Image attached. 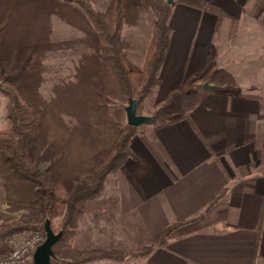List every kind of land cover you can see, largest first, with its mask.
I'll list each match as a JSON object with an SVG mask.
<instances>
[{
    "label": "crops",
    "instance_id": "obj_1",
    "mask_svg": "<svg viewBox=\"0 0 264 264\" xmlns=\"http://www.w3.org/2000/svg\"><path fill=\"white\" fill-rule=\"evenodd\" d=\"M86 1L110 11L117 0ZM206 1L226 16L220 19L178 0L173 7L156 101L206 71L215 88L202 87L201 92L196 87V95L202 94L176 113L185 118L147 125L132 138L136 157L128 158L108 177L97 200L87 203L92 216L89 226L78 229L79 248L130 251L179 223L166 243L143 259L146 264H264V94L249 84L246 91L231 90L227 63V57L238 52L230 51L227 36L234 37L238 29L243 32L239 49H247L246 55L257 57L252 63H258L245 65L244 71L264 72V0ZM123 2L121 39L150 40L156 22L154 1ZM45 7L67 24L88 22L93 28L105 92L100 37L81 5L77 0H49ZM78 15L81 22L70 19ZM143 47L144 58L147 45ZM133 260L128 264L139 261Z\"/></svg>",
    "mask_w": 264,
    "mask_h": 264
},
{
    "label": "rangeland",
    "instance_id": "obj_2",
    "mask_svg": "<svg viewBox=\"0 0 264 264\" xmlns=\"http://www.w3.org/2000/svg\"><path fill=\"white\" fill-rule=\"evenodd\" d=\"M48 1L0 0V60L11 61L16 68L15 71H8L9 74L8 72L1 74L0 86L12 88L22 103L39 115V133L29 139L32 162L42 172L49 171L53 178L72 194L84 183L86 176L110 154L128 123L127 117L123 123H120L110 110L106 89L104 92V76L97 56L99 38L93 33V28L88 22L67 24L65 19L61 21L60 15L49 13L51 9L45 7ZM152 1L155 3L152 11L157 19L160 9L167 1ZM34 4L42 6L37 8ZM107 4L108 2L105 5ZM74 18L81 22L79 15L78 19L74 16L70 19L74 20ZM240 33L243 32L237 29L233 33L235 35L232 36L233 38L229 34L227 36L230 51L238 50L227 57L230 60L227 62L228 74L232 78V85L229 84L230 89L238 92L246 91V85L249 84L251 87L255 86L252 90H259L262 91L261 94H264V72L248 73L243 69L245 65L254 67L258 63H252L257 57L246 55L247 49H239L241 48L239 45H242ZM150 41L151 39L148 38L121 39L122 50L126 53L128 63L134 70H142L146 58V55L142 57L145 49L143 46L147 45V54ZM247 60L250 62L247 63ZM191 78L184 80L173 90L182 88ZM250 79L251 82L248 83ZM210 80H212L211 73L206 71L198 80L187 86L186 95L175 97L166 111L172 116H179L176 113L186 109L195 102L196 96L202 94L199 92L200 94L196 95L195 88L204 82L209 83ZM260 84L263 85L259 86ZM159 87L153 96L146 99L140 106L139 114L152 115L158 105L163 103L173 91H170L162 102L157 103ZM199 89L204 92L203 88ZM152 124L164 123L160 121V123L142 124L138 127L137 134H141ZM10 127L7 100L0 90V133ZM6 149V146L0 145V230L7 228L8 225H30L31 228L15 232L10 236L16 238L14 243L16 242V246H19L23 242L22 238L29 237L27 235L43 233L38 227L43 224L45 216L39 194L41 187L17 173L14 162L7 158L9 152L7 153ZM97 197L89 199L84 204L78 229L89 226V217L92 215L88 214L90 207L87 203L96 201ZM59 222L60 218H56V227L59 226ZM78 229L75 231L74 238L76 247H78L76 245ZM79 238L81 239V236ZM77 243L82 244L81 241ZM8 248L9 246L5 244L1 251L6 253L9 251ZM137 248L123 251L114 248L84 249L81 247L80 249L87 251L102 249L117 252L119 260L117 258L90 259L77 264H99V262L100 264H128L131 258H135L133 261L139 259L136 264H146V260L143 259L149 256H135ZM120 252L126 254V257ZM68 263L75 264L72 260H65L64 263L59 264Z\"/></svg>",
    "mask_w": 264,
    "mask_h": 264
},
{
    "label": "trees",
    "instance_id": "obj_3",
    "mask_svg": "<svg viewBox=\"0 0 264 264\" xmlns=\"http://www.w3.org/2000/svg\"><path fill=\"white\" fill-rule=\"evenodd\" d=\"M77 1L99 34V56L104 67L106 98L110 104L112 115L120 123H123L127 117L125 108L130 100H139L137 112L140 113V106L144 104L146 99L153 96L161 84L160 73L172 35L169 20L173 7L165 2L160 9L144 66L142 70L136 71L129 65L121 47L120 26L124 14L123 0H117L110 11L98 10L86 0ZM178 2L215 13L220 19L226 16L222 9L206 0H178ZM15 70L13 62L0 60V76L4 72ZM201 76L197 73L184 83L182 88L173 90L152 114L157 115L153 123H160V121L164 124L173 123L185 118L186 114L172 116L166 109L171 106V102L175 97L186 95L187 86ZM198 86L197 88L203 87L202 84ZM0 90L7 100V116L11 122V127L0 133V145L6 146V151L9 152L7 158L14 162L17 173L41 187L39 194L45 220L38 227L39 230L46 235L44 226L45 221L49 219L53 230L56 233L62 232L60 240L53 246L55 256L52 258L51 264L64 263L65 260H72L77 264L90 259L117 258V252L102 249L87 251L76 247L74 245L75 231L78 229L84 204L89 199L97 197L104 190L105 182L110 174L116 173L128 158L136 157L131 148V140L137 134L138 127L127 124L110 154L86 176L84 183L70 194L60 182L53 178L49 171L42 172L32 162L29 139L39 133V115L32 108L24 105L12 88L0 86ZM56 218H60L58 227L55 226ZM178 224L175 223L165 228L159 234L153 236L148 243L139 246L135 256H150L157 247L166 243ZM29 228H31L30 225H8L7 228L0 230V237L7 238L15 232H22ZM121 254L126 257V254ZM117 260H119V257Z\"/></svg>",
    "mask_w": 264,
    "mask_h": 264
},
{
    "label": "water",
    "instance_id": "obj_4",
    "mask_svg": "<svg viewBox=\"0 0 264 264\" xmlns=\"http://www.w3.org/2000/svg\"><path fill=\"white\" fill-rule=\"evenodd\" d=\"M167 3L174 7L177 4V0H166ZM203 87L206 89L215 88V86L210 85L205 82ZM139 103L138 99L130 100L129 104L126 106V114H127V123L129 125H133L139 127L142 124L153 123L157 115H143L137 112V105ZM45 232L46 239L45 241L39 245L33 255L34 264H51L52 258L55 256V252L53 250V246L56 242H58L62 236V232L56 233L51 225V221L49 219L45 222Z\"/></svg>",
    "mask_w": 264,
    "mask_h": 264
},
{
    "label": "built area",
    "instance_id": "obj_5",
    "mask_svg": "<svg viewBox=\"0 0 264 264\" xmlns=\"http://www.w3.org/2000/svg\"><path fill=\"white\" fill-rule=\"evenodd\" d=\"M27 237L22 238L23 242L19 246H16V242L14 243L16 239L14 237L5 240L0 237V264H34V252L45 241V235L43 233H35L27 235ZM5 244L9 246V251L6 253L1 251Z\"/></svg>",
    "mask_w": 264,
    "mask_h": 264
}]
</instances>
